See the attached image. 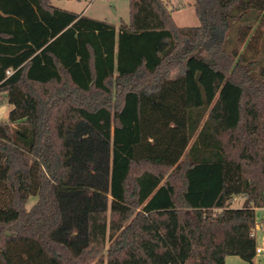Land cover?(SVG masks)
Listing matches in <instances>:
<instances>
[{"label":"trees","instance_id":"16d2710c","mask_svg":"<svg viewBox=\"0 0 264 264\" xmlns=\"http://www.w3.org/2000/svg\"><path fill=\"white\" fill-rule=\"evenodd\" d=\"M194 7L130 0L117 27L0 0V264H254L264 0Z\"/></svg>","mask_w":264,"mask_h":264},{"label":"rangeland","instance_id":"374dc122","mask_svg":"<svg viewBox=\"0 0 264 264\" xmlns=\"http://www.w3.org/2000/svg\"><path fill=\"white\" fill-rule=\"evenodd\" d=\"M173 18L179 26H198L202 24L201 17L196 13L194 7L195 0H171ZM54 6L69 9L87 16L110 21L118 27L122 21L128 22L130 19V0H51ZM183 48L190 47L188 44ZM200 54H211V50L200 48L196 51ZM11 105L5 96L0 95V119H8ZM36 201L34 196L30 197L27 208H30ZM242 198L237 196L232 202L233 207H238L242 203ZM254 233L257 237L258 246L264 248V207L256 210V227ZM254 264H264V251L258 253L253 261ZM226 264H252L238 255L226 257Z\"/></svg>","mask_w":264,"mask_h":264},{"label":"built area","instance_id":"2783aa9c","mask_svg":"<svg viewBox=\"0 0 264 264\" xmlns=\"http://www.w3.org/2000/svg\"><path fill=\"white\" fill-rule=\"evenodd\" d=\"M255 234V233H254ZM264 251V248H261L260 246L257 248L258 253H262Z\"/></svg>","mask_w":264,"mask_h":264},{"label":"crops","instance_id":"0c3cea01","mask_svg":"<svg viewBox=\"0 0 264 264\" xmlns=\"http://www.w3.org/2000/svg\"><path fill=\"white\" fill-rule=\"evenodd\" d=\"M168 1L170 2V4H172V1H171V0H168ZM173 8H174V7H173ZM240 197L242 198V201H244V197H243V196H240ZM242 203H243V202H242ZM242 203H241L239 206H241ZM239 206H238V207H239ZM258 208H259V207H257L256 210H257Z\"/></svg>","mask_w":264,"mask_h":264}]
</instances>
